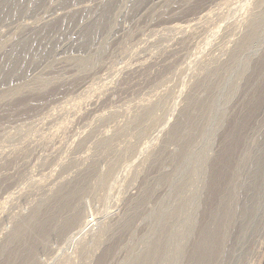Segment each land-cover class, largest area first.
Returning a JSON list of instances; mask_svg holds the SVG:
<instances>
[{
	"label": "rangeland",
	"instance_id": "obj_1",
	"mask_svg": "<svg viewBox=\"0 0 264 264\" xmlns=\"http://www.w3.org/2000/svg\"><path fill=\"white\" fill-rule=\"evenodd\" d=\"M68 1L36 0L0 19L1 63L56 10L90 5L81 27L47 24L50 44L36 38L41 54L0 80V264L18 258L15 224L29 218L36 231L55 190L82 180L92 230L74 242L37 231L32 264H134L150 253V264H264V200L240 229L248 160L264 142V0ZM102 7L105 27L85 39ZM213 231L221 241L209 251Z\"/></svg>",
	"mask_w": 264,
	"mask_h": 264
},
{
	"label": "bare ground",
	"instance_id": "obj_2",
	"mask_svg": "<svg viewBox=\"0 0 264 264\" xmlns=\"http://www.w3.org/2000/svg\"><path fill=\"white\" fill-rule=\"evenodd\" d=\"M34 1L36 2V0H6L5 2H4V4L2 5V7L0 8V19L1 20H3L4 21V23L6 22V23H8V22H10L12 19H14V18H16L18 15H19V17H20V15H21V13H22V11L23 10H28L30 7H31V5H33L34 4ZM70 1V0H69ZM68 1V2H69ZM76 1V0H75ZM110 1H112V0H110ZM110 1H108L110 4H111V2ZM115 1V0H114ZM41 2V1H40ZM39 2V3H40ZM66 2V1H65ZM83 1H81V4H78V6L76 5V7H71V8H69V10L68 11H66L65 12V7L63 8L62 6V8L64 9V12L63 11H55L54 12V14L52 15V17L50 16V21H49V23H47L48 24V26H50V24L51 23H54L55 21H56V19H58V18H60V20L61 19H63L60 23L62 24V22H64L65 20H72V21H74V24H75V26H77V24H79L78 22H84L83 21V18H84V16L86 17V18H88V16H89V13H90V5H88V4H83L82 3ZM86 2H88L89 3V1H86ZM39 3H37V5L39 4ZM72 3V2H71ZM71 3H69V4H71ZM68 4V3H67ZM72 4H74V3H72ZM71 4V5H72ZM77 4V3H76ZM109 4V6H111ZM45 5V4H44ZM65 5V4H64ZM63 5V6H64ZM35 6V5H34ZM65 6H67V5H65ZM70 6V5H69ZM104 7V6H103ZM102 7V8H103ZM37 9V8H36ZM35 9V10H36ZM61 9V8H60ZM91 9H93V8H91ZM59 10V9H58ZM110 10V9H109ZM34 11V10H33ZM32 11V12H33ZM107 12H108V14H107ZM206 13V12H205ZM24 14V13H23ZM22 14V15H23ZM29 14V13H28ZM30 16V15H29ZM41 16V15H40ZM108 16H109V11H108V8L106 7V8H103L102 9V11H100L99 12V14L97 15V17L95 18V19H93L92 21V24L90 25V26H87V27H84V28H87L86 29V32H85V39L88 37V39H91L100 29H102V28H104L105 26V23H106V20L108 19ZM156 16V15H155ZM91 17V16H90ZM110 17V16H109ZM82 19V20H81ZM31 20V19H30ZM8 21V22H7ZM14 21V20H13ZM29 21V20H28ZM54 21V22H53ZM71 21V22H72ZM56 22H58V20L56 21ZM70 22V21H69ZM68 22V23H69ZM15 23V22H14ZM67 23V21H66V24H68ZM46 24V25H47ZM55 24H59V22L58 23H55ZM253 25L251 26L252 28H256L253 32H252V34L254 33V35H255V33L257 32V28L259 27L258 25H259V22L258 21H254L253 23H252ZM9 25V24H8ZM26 25V24H25ZM45 25V27L43 28H39L38 30H35V29H33V30H35V31H31L32 33H29L28 35H26L25 37H23L22 36V38L19 40L18 39V41H17V43L11 48V49H9V51L6 53V55H5V57H4V59H3V61L0 63V80L1 81H8V80H10V79H13L12 78V76H14L19 70H21L23 67H21V65H19L20 63V60H22V58H23V60H24V57L27 55L28 56V54H31V53H33V49L34 48H37V50H38V47L40 48V46L41 45H37L36 46V41H35V39L36 38H38L39 39V41L41 42V44L42 43H47V35L45 34V32H44V30H46L45 28L47 27ZM42 26H44V25H42ZM54 26V25H53ZM71 26V25H70ZM69 26V27H70ZM82 26V23H81V25H80V27ZM104 26V27H103ZM172 26H175V25H172ZM40 27V26H39ZM58 27V26H57ZM59 27H61V25L59 26ZM68 26H65V29L67 28ZM4 28V27H3ZM8 28H9V26H8ZM18 28V27H17ZM35 28V27H34ZM50 28H53L52 27V25H51V27ZM49 28V29H50ZM63 28V27H62ZM251 28V29H252ZM1 29V28H0ZM26 29V28H25ZM48 29V30H49ZM56 29V28H55ZM55 29H53L54 30V32H55ZM65 29H63V30H65ZM78 29V28H77ZM3 31V30H2ZM21 31H23V30H21ZM50 31H51V29H50ZM56 31H58V30H56ZM49 31H47L46 30V33H48ZM52 32V31H51ZM51 32H50V34H51ZM65 32V31H64ZM101 32H102V30H101ZM28 32L26 31V34H27ZM59 33V32H58ZM61 33V32H60ZM84 33V32H83ZM99 33V32H98ZM39 34V35H38ZM50 34H48L49 36H50ZM58 35V34H57ZM62 35V34H61ZM59 36L60 38H59V40L63 37V36ZM66 35V34H65ZM69 35V34H68ZM54 36H56L55 34H54ZM53 37V36H52ZM248 37H249V35H248ZM19 38V37H18ZM64 38V37H63ZM81 38H83V37H81ZM58 39V38H57ZM56 39V40H57ZM48 40H49V38H48ZM51 40V39H50ZM7 42V41H6ZM50 42V41H49ZM47 43V44H50V43ZM52 42V41H51ZM37 43H39L38 41H37ZM46 44V45H47ZM54 44H55V42H54ZM52 46V45H51ZM51 46H49V47H51ZM42 47H43V44H42ZM41 47V48H42ZM46 47V46H45ZM35 50V49H34ZM43 50H44V48H43ZM42 51V50H41ZM46 51V50H45ZM44 51V53H45V55H46V52ZM49 51V50H48ZM51 51V50H50ZM31 52V53H30ZM37 52H39V51H37ZM36 52V50L34 51V53H37ZM39 54H41L40 52H39ZM44 55V54H43ZM47 55H48V52H47ZM235 55V54H234ZM30 56H32V55H29V57ZM35 56H38V55H36L35 54ZM40 56V55H39ZM236 56V55H235ZM43 58L45 57L46 58V56H42ZM25 58H27V57H25ZM32 58V57H31ZM39 58V57H38ZM37 58V59H38ZM81 58V57H80ZM233 58V57H232ZM238 58V57H237ZM29 59V58H28ZM47 59H48V57H47ZM234 59V58H233ZM31 60V59H30ZM41 60V57L39 58V60L38 61H40ZM33 61H35V60H33ZM47 61V60H46ZM50 61V60H49ZM88 61V60H87ZM26 62V61H25ZM30 62V61H29ZM36 62V61H35ZM230 62V61H229ZM28 65H33V63H28V62H26ZM37 63V62H36ZM227 63V62H226ZM233 63V62H232ZM35 64V63H34ZM26 65V64H25ZM22 66H24V65H22ZM27 66V65H26ZM224 66V65H223ZM229 66V65H228ZM227 67V66H226ZM228 68V67H227ZM213 72V71H212ZM216 72V71H215ZM219 72V71H218ZM211 74V73H210ZM224 74V73H223ZM215 75V74H214ZM219 75V74H218ZM18 76V75H17ZM21 77V76H20ZM208 77V76H207ZM221 78V77H220ZM203 79V78H202ZM207 79V78H206ZM20 80V79H19ZM210 80V79H209ZM217 80V79H216ZM0 81V82H1ZM203 82V84L205 83L204 81H205V79L204 80H202ZM208 82H210V81H208ZM9 83V82H8ZM212 83V82H211ZM210 83V84H211ZM4 84V83H3ZM7 84V83H6ZM201 84V83H200ZM209 84V83H208ZM209 84V85H210ZM214 84V83H213ZM2 85V84H1ZM11 86V85H10ZM19 86V85H18ZM199 86V85H198ZM7 87H8V85H7ZM201 87V86H200ZM204 87V86H203ZM210 87V86H209ZM16 88V87H15ZM23 90V89H22ZM6 91V90H5ZM211 91V90H210ZM214 93V92H213ZM219 93V92H218ZM211 94V93H210ZM214 95V94H213ZM210 96H212V95H210ZM212 98V97H211ZM194 101V100H193ZM197 101V100H196ZM209 103H211V102H209ZM187 108V107H186ZM150 109H151V107H150ZM183 109V108H182ZM217 109V108H216ZM187 110V109H186ZM185 110V111H186ZM207 110V109H206ZM149 112V111H148ZM202 112V111H201ZM151 112H149L148 114H150ZM186 113V112H185ZM189 113H191V112H189ZM148 114H145V115H148ZM183 115V114H182ZM190 115V114H189ZM43 116V115H42ZM47 117V116H46ZM185 117H186V114H185ZM188 117V116H187ZM192 118V117H191ZM190 119V118H189ZM183 120H184V117H183ZM222 120V119H221ZM224 120V119H223ZM179 122H180V120H179ZM187 122V121H186ZM182 123V122H181ZM233 123V122H232ZM30 124V123H29ZM187 124V123H186ZM190 125V124H189ZM218 125V124H217ZM177 127V126H176ZM182 127H183V125H182ZM237 127V126H236ZM178 128V127H177ZM186 128H188L187 126H186ZM214 128V127H213ZM226 128V127H225ZM175 130V129H174ZM179 130H181V129H179ZM189 130V129H188ZM176 131V130H175ZM174 131V132H175ZM178 131V130H177ZM184 131V130H183ZM178 133V132H177ZM176 134V133H175ZM188 135V134H187ZM180 136V135H179ZM182 136V135H181ZM180 139V138H179ZM183 139V138H182ZM186 139V138H185ZM263 141V140H262ZM187 142V141H186ZM189 142V141H188ZM185 143V142H184ZM257 144H259V143H257ZM261 145L255 150V152H253V154H250L251 156H250V159L248 160V168H250V172H249V174H248V177L246 178V180H245V182H244V186H242L243 188H244V198H243V201H242V205H241V214H240V220H241V227H240V229H242V233H244L245 231H246V227L248 226H246V224H247V222L249 221V219H252V216H254L256 213H257V210H259L260 208H259V206L261 205V202H262V200H264L263 198H264V142L262 143H260ZM257 146V145H256ZM187 147V146H186ZM251 148V147H250ZM239 149V148H238ZM251 149H249V151H250ZM10 152V151H9ZM160 152V151H159ZM248 152V151H247ZM171 153V152H170ZM169 153V154H170ZM172 154V153H171ZM176 154V153H175ZM179 155V154H178ZM173 156V155H172ZM168 157V156H167ZM8 158V157H7ZM107 158V157H106ZM175 158V157H174ZM244 158V157H243ZM171 159V158H170ZM163 163V162H162ZM231 165V164H230ZM2 169V168H1ZM234 169V168H233ZM236 170V169H235ZM248 171V170H247ZM246 174H247V172H246ZM62 176V175H61ZM229 178V177H228ZM240 178V177H239ZM72 179V178H71ZM83 181V180H82ZM78 182V183H76V181H75V184L72 186V187H68V190L66 189V191H65V188L63 189V188H61L60 187V189H57V190H55V192H54V194H52V196H51V198H50V200L52 201V202H50V204H48V205H46V203H45V205H46V210H43V211H45V212H41L40 213V210H39V212L38 213H40V215L38 216V213H35L36 215H35V217L37 218V220L36 219H34V217L32 216L31 217V219L33 218L34 220H36L35 222H36V224H38L37 225V227L35 228V230L36 231H33L34 229H32L33 227H32V223H31V220L28 218V220H25V222H23V223H18V225H16L15 224V226H14V230H13V232L10 234V235H8V243L9 244H11V243H19L18 245V252L17 253H19L18 254V258H17V255H14V256H16L15 257V259L17 260H19L18 262H17V264H32L33 262H34V260H36V259H34L35 258V256L37 257V255H36V253H37V251H38V249L42 246V243L44 242H42V240L41 239H35V233L37 232V231H39V233L38 234H40L41 236V238L43 237L44 238V236H46V237H51V235H56L58 238L60 237V239H62L63 238V240L64 239H68V237H70V239L69 240H71L72 242H74V241H76V240H78V238H80L81 236H83V235H85V234H87L86 232L89 230V231H91L92 230V227L94 226V220H91L90 218H88L87 220H85V221H83L82 220V218H83V212H82V205H80V203H78V201H79V198H78V196L80 195V192H81V194H82V190H83V186H84V183L83 182ZM239 181V180H238ZM84 182H85V180H84ZM226 182H228V181H226ZM72 183V182H71ZM225 183V182H224ZM73 184V183H72ZM146 184V183H145ZM243 185V184H242ZM236 186V185H235ZM237 186H238V184H237ZM54 188V187H53ZM52 188V189H53ZM146 188H147V191L148 190H150V188H149V185L148 184H146ZM146 188H145V190H146ZM236 189V188H235ZM85 190V189H84ZM144 190V189H143ZM241 190V189H240ZM49 191V190H48ZM53 191V190H52ZM150 192H152V191H150ZM240 192V191H239ZM143 193H146V192H143ZM237 193H235L234 195H236ZM131 196V195H130ZM140 196V195H139ZM142 196V195H141ZM237 196V195H236ZM80 197V196H79ZM143 197H144V195H143ZM240 197V196H239ZM133 198H135L134 196H133ZM138 199V198H137ZM137 199L135 200V199H132L131 201H133V200H135L134 201V203L136 202V204H137V202L139 201H137ZM140 200L142 199V197L141 198H139ZM144 199V198H143ZM234 199H236V198H234ZM41 200V199H40ZM49 200V201H50ZM225 201V200H224ZM233 201V200H232ZM140 202V201H139ZM43 203V202H42ZM49 203V202H48ZM184 203V202H183ZM136 204H133V202H132V204H131V207H133L132 205H136ZM184 205V204H183ZM219 205V204H218ZM231 205V204H230ZM238 205V204H237ZM40 206H41V204H40ZM42 206H44V205H42ZM220 207V206H219ZM237 207V206H236ZM260 207H262V206H260ZM264 207V206H263ZM262 207V208H263ZM36 208V207H35ZM38 208H40V207H38ZM134 208V207H133ZM136 208V207H135ZM140 208V207H139ZM222 208V207H221ZM231 209V208H230ZM264 209V208H263ZM127 210V209H126ZM130 210V209H129ZM138 210V209H137ZM238 210V209H237ZM128 211V210H127ZM221 211V210H220ZM224 211V210H223ZM33 212H36V210L35 211H33ZM216 212V211H215ZM231 212V211H230ZM128 213H129V211H128ZM214 213V212H213ZM26 215V214H25ZM30 214H28L27 216H29ZM31 215H34V214H31ZM124 215V214H123ZM211 215V214H210ZM214 215V214H213ZM217 215V214H216ZM257 215V214H256ZM215 216V215H214ZM234 216H235V214H234ZM259 216V215H258ZM24 217V216H23ZM30 217V216H29ZM114 217H115V215H114ZM222 217V216H221ZM84 219V218H83ZM124 219V218H123ZM22 220V219H21ZM119 220V219H118ZM127 220V219H126ZM124 221L123 223H122V225L123 224H125V226H126V223H129L130 221H129V219H128V221L129 222H127V221ZM186 220V219H185ZM255 220V219H254ZM24 221V220H23ZM33 221V220H32ZM83 221V223H81ZM120 221V220H119ZM228 221V220H227ZM232 221V220H231ZM234 221V220H233ZM252 221V220H251ZM261 221V220H260ZM34 222V221H33ZM218 222V221H217ZM229 222V221H228ZM250 222V221H249ZM259 222V221H258ZM31 223V224H30ZM253 223V222H252ZM36 224H35V226H36ZM222 223H220V225H221ZM226 224V223H225ZM254 224V223H253ZM121 224L120 225H118L119 227L117 228V229H121L122 230V228L121 227H123ZM128 225V224H127ZM130 225V224H129ZM218 225V224H217ZM229 225V224H228ZM113 226V225H112ZM128 227V226H127ZM195 227V226H194ZM205 227V226H204ZM209 227V226H208ZM218 227V226H217ZM229 227V226H228ZM249 227V226H248ZM113 228H115V227H113ZM12 229V228H11ZM124 229V228H123ZM127 229V228H126ZM208 229V228H207ZM206 229V230H207ZM214 230H215V227L213 228ZM228 229V228H227ZM244 229H245V231H244ZM89 231H88V233H89ZM115 231V230H114ZM120 231V230H119ZM209 231V230H208ZM212 231V230H211ZM227 231V230H226ZM244 231V232H243ZM111 232V231H110ZM214 232V231H213ZM241 232H239V233H241ZM70 233H73V235H69ZM118 233H120V232H118ZM206 233V232H205ZM210 233V232H209ZM223 233V232H222ZM224 233H226V232H224ZM102 234V233H101ZM110 234H112V233H110ZM109 234V235H110ZM115 234V233H114ZM212 235L214 234V236L213 237H215L214 238V240H212V241H210V242H206L207 243V245H206V247H208L207 249H210L209 251H213V249L215 248L216 249V247L215 246H217L218 247V245H219V243H218V240H220V239H216V237L217 236H220V234H218V232H214V233H211ZM237 234V233H236ZM113 235V234H112ZM207 235V234H206ZM212 235H210V236H212ZM229 235V234H228ZM36 236H37V233H36ZM115 236V235H114ZM204 236V235H203ZM48 237V238H49ZM113 237V236H112ZM212 237V238H213ZM221 237V236H220ZM244 236H242L241 234H239V236H238V243H240L241 242V239L243 238ZM36 238H38V236L36 237ZM59 239V240H60ZM222 239V238H221ZM47 240V239H46ZM68 241V240H67ZM206 241H209L208 239L206 240ZM221 241V240H220ZM21 242V243H20ZM66 242V241H65ZM70 242V241H69ZM237 243V244H238ZM183 245V244H182ZM203 245V244H202ZM221 245H222V242H221ZM220 245V246H221ZM240 245H241V243H240ZM8 246V245H7ZM10 246V245H9ZM220 246H219V248H220ZM5 247V246H4ZM16 247V246H15ZM228 247V246H227ZM10 248H14V246L12 247V244H11V247ZM22 248V249H21ZM200 248V247H199ZM219 248H217V249H219ZM223 248V247H222ZM240 248V247H239ZM8 249V248H7ZM16 249V248H15ZM42 249V248H41ZM201 249H204V248H202L201 247ZM4 250V249H3ZM14 250V249H13ZM154 250V249H153ZM222 250V249H221ZM220 250V251H221ZM242 250V249H241ZM5 251V250H4ZM3 251V252H4ZM9 251V250H8ZM12 251V250H11ZM152 250H150V252H151ZM201 251H203V250H201ZM219 251V252H220ZM6 252V251H5ZM13 252V251H12ZM11 252V253H12ZM14 252H16L15 250H14ZM13 252V253H14ZM158 252V251H157ZM199 252H200V250H199ZM204 252V251H203ZM216 252V251H215ZM1 253H2V250H1ZM10 253V255H12ZM217 253H218V251H217ZM6 254V253H5ZM201 254H203V253H201ZM200 254V255H201ZM205 254V253H204ZM156 255V254H155ZM155 255H154V257H155ZM198 255H199V253H198ZM199 255V256H200ZM14 256H12V257H14ZM206 256H208V252H207V255ZM211 257H212V255H210ZM231 256V255H230ZM150 257H152V254L150 253V255L148 254H146V255H143V256H140V259L138 258V260H135L136 261V263H134V260H132L133 261V263L134 264H150V262L148 261V259L150 258ZM194 257V256H193ZM203 256H201V258H202ZM210 257V258H211ZM192 258V257H191ZM190 258V259H191ZM206 258V257H205ZM205 258L204 259H202V260H205ZM11 259V258H10ZM9 259V261H11ZM14 259V260H15ZM135 259V258H134ZM196 259V258H195ZM213 259V258H212ZM16 260L14 261V264H16ZM153 260V259H152ZM196 261V260H195ZM208 261V260H207ZM5 262V261H4ZM38 262V261H37ZM198 262V261H197ZM202 262V261H201ZM204 262H206V261H204ZM229 263V262H228ZM9 264V263H8ZM10 264H13V262L12 263H10ZM39 264V263H38ZM223 264H225V262L223 263ZM227 264V263H226Z\"/></svg>",
	"mask_w": 264,
	"mask_h": 264
}]
</instances>
